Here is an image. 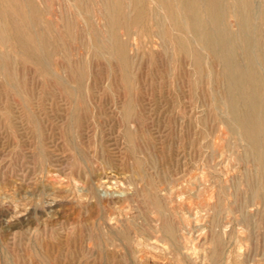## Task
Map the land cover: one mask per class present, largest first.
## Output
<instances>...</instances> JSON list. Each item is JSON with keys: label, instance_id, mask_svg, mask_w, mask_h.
Returning a JSON list of instances; mask_svg holds the SVG:
<instances>
[{"label": "rangeland", "instance_id": "rangeland-1", "mask_svg": "<svg viewBox=\"0 0 264 264\" xmlns=\"http://www.w3.org/2000/svg\"><path fill=\"white\" fill-rule=\"evenodd\" d=\"M263 21L264 0H0V264H264V160L229 108L252 79L225 69Z\"/></svg>", "mask_w": 264, "mask_h": 264}, {"label": "bare ground", "instance_id": "bare-ground-1", "mask_svg": "<svg viewBox=\"0 0 264 264\" xmlns=\"http://www.w3.org/2000/svg\"><path fill=\"white\" fill-rule=\"evenodd\" d=\"M216 1H219V3H220V0H215V2ZM253 4H254V0H253ZM192 10L195 12V14L193 13L194 14V18L192 21L193 28H194V26L196 28H198V27L200 28L202 23H201V21H199V18L197 16L199 14L196 13L195 6H192ZM262 14L263 13H261L258 10V8L255 6L253 9V14H252L253 18L257 21L263 16ZM244 22L246 23L247 21L244 19ZM188 25H190V24H188ZM186 28H190V26L189 27L184 26V29H186ZM212 30H213L214 34H215V32L218 33L219 35L220 34L222 35V33H223V35H222L223 37H225V36L229 37V34L228 35L225 34V31L222 32L220 27H217V29H215V30L212 29ZM198 36H199L200 41H205V34L204 33L199 31ZM247 41H248V45H249V47H247V49L249 50L250 54H248V56H247L249 63L247 64L246 69H241V67H239L237 65L230 64V63L225 65V69L231 75L233 80H236V77H238L237 78L238 81H240V80L244 81V80H247V78H251L252 82L250 83L251 85H249V86H250L251 90H253V91H250L247 96L244 95V97H243V103H244L245 108L247 109V111L244 115H241L238 112L239 108H238L237 103L234 100L230 101L229 108H230V111L232 113L233 120L237 123V125H239L240 128H242V130H243L242 132H243L244 136L246 137L247 140H249L250 144L252 145V148H254V150L258 154V156L262 160H264V116L262 115L263 107H264V77H263V74L261 72H259L258 69H256L257 65H261L260 60L264 59V43L262 42L263 40L260 37V35L258 36V31L256 28L254 30H252V32L250 31V34L248 35ZM227 43L228 42L226 40H224V38H223L222 42H219V44L215 43V41L212 42V46L216 49V51L219 50L218 52L222 56L231 57L233 55V52ZM256 48H257V50H256ZM219 54H218V56H219ZM246 83H247V81H246ZM247 89H248V87H247ZM195 176H196V174H195ZM123 184H124V182H123ZM191 188H193V187H191ZM171 189H173V188H171ZM193 190H194V188H193ZM210 198H213V197H210ZM185 229L186 230L188 229V231H185ZM176 230H177V234L176 235L172 234V237L174 238L175 242L177 241L176 243L179 245V247L181 249H185L184 254L187 257L191 258L193 256L194 250L196 249V242H195V237L192 233V220L189 217V215L186 217H182L180 219V221L178 222V227ZM159 242H161V239L157 238V239H155L154 242H150L147 245H151L152 247H154ZM165 243H170V242L166 241ZM140 245H141V243H140ZM163 245L165 246V244H163ZM170 245H174V241L171 242Z\"/></svg>", "mask_w": 264, "mask_h": 264}]
</instances>
